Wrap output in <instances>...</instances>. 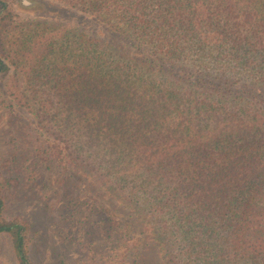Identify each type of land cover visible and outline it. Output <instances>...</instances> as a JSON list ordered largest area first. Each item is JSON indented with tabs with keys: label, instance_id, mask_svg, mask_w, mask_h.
<instances>
[{
	"label": "trees",
	"instance_id": "trees-1",
	"mask_svg": "<svg viewBox=\"0 0 264 264\" xmlns=\"http://www.w3.org/2000/svg\"><path fill=\"white\" fill-rule=\"evenodd\" d=\"M63 1L113 36L0 0V75L12 67L10 94L40 129L52 122L56 160L92 196L128 203L164 261L178 244L183 264H264V0ZM4 207L0 180V233L35 264L28 225Z\"/></svg>",
	"mask_w": 264,
	"mask_h": 264
},
{
	"label": "rangeland",
	"instance_id": "rangeland-1",
	"mask_svg": "<svg viewBox=\"0 0 264 264\" xmlns=\"http://www.w3.org/2000/svg\"><path fill=\"white\" fill-rule=\"evenodd\" d=\"M26 21L76 27L91 36L109 26L81 7L63 0H6ZM6 8L0 5L1 15ZM61 62V61H60ZM0 75V180L5 194L3 215L28 225L29 254L35 264H183V247L174 245L164 261L148 231L133 227L135 217L114 201L87 192L77 169H66L48 147L55 138L52 122L39 120L10 94V74ZM17 80V79H16ZM23 89L37 83L18 79ZM50 85L49 87L53 86ZM45 88L46 85H41ZM52 110V109H51ZM46 150L45 151H43ZM64 157V155H61ZM137 238V239H136ZM136 239V240H135ZM140 240V242H138ZM0 264H19L11 238L0 233Z\"/></svg>",
	"mask_w": 264,
	"mask_h": 264
}]
</instances>
